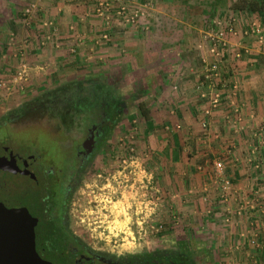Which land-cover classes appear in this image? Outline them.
<instances>
[{"label":"crops","instance_id":"0c3cea01","mask_svg":"<svg viewBox=\"0 0 264 264\" xmlns=\"http://www.w3.org/2000/svg\"><path fill=\"white\" fill-rule=\"evenodd\" d=\"M27 1L22 15L30 42L19 57L32 63L35 79L41 77L37 89L63 75L73 79L83 76L91 57L99 58V63L113 61L115 74L124 75L127 66L129 72L140 64L142 70L158 67L156 81L144 82L149 121L142 134L161 158L164 195L174 200L178 223L192 227L199 243L211 246L217 256L212 259L214 264H264V215L248 209L241 216L229 213L231 223L223 220L228 206L234 210L239 205L236 201L245 198L252 185L264 184V176L246 161L251 156L248 141L264 128V44L256 46L251 38L232 37L225 52L231 73L240 83L245 130L225 120L233 111L226 102L208 117L207 129L201 125L202 62L197 37L189 40L185 27L180 33H169L174 29L152 24L144 31L113 16L109 23L95 12L94 0ZM239 48L242 55L237 58ZM229 146L230 152L224 155ZM259 152L264 153L261 147ZM220 159L223 176L235 190L234 202L222 200L214 173V162ZM255 233L260 248L245 242Z\"/></svg>","mask_w":264,"mask_h":264},{"label":"rangeland","instance_id":"374dc122","mask_svg":"<svg viewBox=\"0 0 264 264\" xmlns=\"http://www.w3.org/2000/svg\"><path fill=\"white\" fill-rule=\"evenodd\" d=\"M230 1L232 4L235 0ZM198 2L199 0L197 5L189 9L179 3L162 0H127L126 4L145 9V15L137 19L133 26L144 31L152 24H157L160 28L161 25L169 26L174 29L169 33H180L179 29L185 27L189 40L197 37L198 43L211 28L209 7L204 0L200 4ZM24 3V0H0V119L8 111L19 109L25 101L37 96L43 89L73 80L59 71L63 76L50 80L43 89L36 88L41 77L35 79L32 63L19 57L24 51L23 46L30 42L24 33ZM10 52L12 53L9 54ZM98 59H88L90 62L86 65L87 68H83V76L74 79L110 84L116 91L122 90L123 98L118 107L120 119L113 137L105 146L106 153L100 168L85 179L80 189L82 193L76 195L78 199H74L71 210L75 229L95 247L121 253L162 248L181 250L192 256L194 264H214L212 259H217V256L212 252L211 246L199 243L197 231L194 232L192 227L178 223L177 206L172 198L167 200L164 195L161 158L150 149L149 141L142 134L146 121L137 111L136 104L141 101L146 103L145 99L149 95H146L144 82L149 84L156 81L158 67L142 70L143 65L140 64L135 71L129 72L127 66L124 75L118 72L117 75L113 61L107 62V65L105 62L99 63ZM23 64L26 72L22 80L14 81L19 67ZM47 113L50 115L42 111L38 112V116L28 112L23 119L0 125V142H11L23 154L44 152L55 161L61 159L63 148H66L70 157H75L74 144H68L65 139H78L83 136L84 125L90 119L85 118L86 116L78 117L75 121L72 120L76 124L68 130L61 125L54 112ZM158 146L156 144L155 148ZM130 157H136L138 164L129 166L125 170V176L120 175L119 178V162L126 160L128 164ZM137 165L145 168L148 173L151 172V183L146 182L136 168ZM129 169H135L136 174H130ZM99 173L102 175L100 178L97 176Z\"/></svg>","mask_w":264,"mask_h":264},{"label":"flooded vegetation","instance_id":"af4514ba","mask_svg":"<svg viewBox=\"0 0 264 264\" xmlns=\"http://www.w3.org/2000/svg\"><path fill=\"white\" fill-rule=\"evenodd\" d=\"M118 107L90 119L80 138L66 137L74 144L75 157L63 148L55 161L44 152L23 154L11 142H0V203L6 209L26 210L34 221L35 252L51 264H194L181 250L121 253L95 247L75 229L74 199L85 179L100 168L120 119Z\"/></svg>","mask_w":264,"mask_h":264},{"label":"built area","instance_id":"2783aa9c","mask_svg":"<svg viewBox=\"0 0 264 264\" xmlns=\"http://www.w3.org/2000/svg\"><path fill=\"white\" fill-rule=\"evenodd\" d=\"M94 10L99 17H102L107 22L113 19V15L119 17L124 23L132 25L137 19L145 15V9L136 5L131 7L127 5V0H94ZM135 7V9H134ZM211 28L207 30L201 37L197 44V49L200 53L202 62V79L200 82V107L202 114L201 125L203 128L209 129L208 117L212 113L222 107L225 102L233 108L231 114L225 116V120L234 126H237L241 130H245L243 125L244 113L242 107L245 103L239 100L238 92L240 90V83L238 77L233 75L228 65L225 52L229 48V42L232 37L237 38H251L252 42L256 46L264 44V23L259 15L248 10H234L231 8H222L211 10ZM244 52L249 53L250 49L247 47H241ZM241 48L235 51V56L240 58L242 55ZM210 55L212 58L207 59ZM26 72V66L23 64L19 67V71L14 77V81L22 80L24 73ZM10 89L9 86L6 87ZM254 139L248 141V147L251 156H247L246 161L253 167L257 174L264 176V153H256L258 147H261L264 151V128H260L258 132L253 134ZM231 150L229 146L224 155H227ZM136 157H130L128 164L126 160H122L118 164L117 174L125 176L126 169L137 163ZM123 163V164H122ZM138 164V163H137ZM136 165V164H135ZM138 171L142 173L146 182L151 183V172L148 173L145 168L136 166ZM135 169H129L130 174H136ZM224 162L222 159L214 162V173L216 179L219 180L220 189L222 192V200L228 203L230 200L235 201V190L231 188L228 180L223 176ZM115 178V176L113 175ZM256 186V188L254 187ZM250 195V196H249ZM233 197V198H232ZM207 197L204 196L203 199ZM238 202V203H237ZM239 204L234 210L232 207H227V214L223 217L226 223L232 222V216L229 213L233 212L236 216H241L244 212L249 210H256L264 215V184L255 183L251 186L249 194L245 198H241L240 201H236ZM249 209V210H248ZM232 219V220H231ZM246 243L251 247L259 248L261 243L258 241V233L253 234L250 239L246 240Z\"/></svg>","mask_w":264,"mask_h":264},{"label":"trees","instance_id":"16d2710c","mask_svg":"<svg viewBox=\"0 0 264 264\" xmlns=\"http://www.w3.org/2000/svg\"><path fill=\"white\" fill-rule=\"evenodd\" d=\"M162 1L179 3L186 6L187 9L197 5V0ZM202 1L199 0L198 3L200 4ZM204 2L209 7L210 12L211 10L222 8L248 10L259 15L264 23V0H235L232 4L230 0H204ZM122 98L121 92L116 91L110 84L105 85L98 81L88 83L83 79H73L58 84L53 88L43 89L40 94L25 101L19 109L8 111L6 115L1 117L0 125L13 120L23 119L28 112L38 116L39 111L44 112V114H49L47 112L52 111L58 117L61 125L69 130L76 124L72 120L75 121L81 116L92 119L106 108L114 107L115 105L120 107L119 103L122 102ZM136 109L143 119L148 122L149 111L144 102L137 103ZM11 116L14 117L12 118Z\"/></svg>","mask_w":264,"mask_h":264},{"label":"water","instance_id":"95a60500","mask_svg":"<svg viewBox=\"0 0 264 264\" xmlns=\"http://www.w3.org/2000/svg\"><path fill=\"white\" fill-rule=\"evenodd\" d=\"M33 227L26 210L6 209L0 203V264H51L35 252Z\"/></svg>","mask_w":264,"mask_h":264}]
</instances>
